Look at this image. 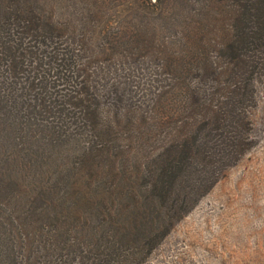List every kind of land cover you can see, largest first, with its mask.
I'll list each match as a JSON object with an SVG mask.
<instances>
[{
  "label": "trees",
  "instance_id": "obj_1",
  "mask_svg": "<svg viewBox=\"0 0 264 264\" xmlns=\"http://www.w3.org/2000/svg\"><path fill=\"white\" fill-rule=\"evenodd\" d=\"M263 78L264 0H0V264H140L250 146Z\"/></svg>",
  "mask_w": 264,
  "mask_h": 264
},
{
  "label": "rangeland",
  "instance_id": "obj_2",
  "mask_svg": "<svg viewBox=\"0 0 264 264\" xmlns=\"http://www.w3.org/2000/svg\"><path fill=\"white\" fill-rule=\"evenodd\" d=\"M256 85L257 102L250 109V146L161 237L140 264H264V78ZM42 151L44 156L60 152L50 146H44ZM51 160L44 161L50 164ZM0 164L6 181L5 188L0 187V203H7L6 195L15 185L9 179L6 164ZM23 175L33 174L23 172ZM73 177L75 181L86 178ZM105 201L113 208L112 227L126 220L129 229L135 230L130 220L133 214L118 212V207L128 201L114 196ZM93 202L100 205L97 199ZM68 205H76L77 210L69 212ZM89 205L88 199L67 200L61 207L65 211V225L70 227L84 221ZM41 222L48 226L45 218Z\"/></svg>",
  "mask_w": 264,
  "mask_h": 264
}]
</instances>
